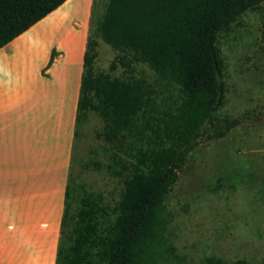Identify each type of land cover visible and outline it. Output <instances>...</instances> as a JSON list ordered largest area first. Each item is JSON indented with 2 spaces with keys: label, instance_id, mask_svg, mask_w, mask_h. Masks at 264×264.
Listing matches in <instances>:
<instances>
[{
  "label": "trees",
  "instance_id": "trees-1",
  "mask_svg": "<svg viewBox=\"0 0 264 264\" xmlns=\"http://www.w3.org/2000/svg\"><path fill=\"white\" fill-rule=\"evenodd\" d=\"M66 1L0 0V49ZM263 2L109 0L88 37L77 123L90 110L104 120V167L123 188L111 204L80 184L70 215L74 187L67 184L56 264H169L175 257L165 199L199 142L223 138L242 122L219 115L226 91L219 37ZM98 37L118 52L110 70L120 64L122 76L95 71ZM138 62L156 72L155 84L137 75ZM206 264L250 263L212 256Z\"/></svg>",
  "mask_w": 264,
  "mask_h": 264
},
{
  "label": "rangeland",
  "instance_id": "rangeland-1",
  "mask_svg": "<svg viewBox=\"0 0 264 264\" xmlns=\"http://www.w3.org/2000/svg\"><path fill=\"white\" fill-rule=\"evenodd\" d=\"M108 2L94 0L90 33L97 32ZM77 4L67 10L63 26L72 25L74 18L84 20L85 1ZM98 41L95 71L122 76L120 64L110 70L118 52L101 37ZM218 44L226 86L219 115L242 122L223 138L200 141L167 195L171 219L166 236L175 249L169 264H206L212 256L224 262L264 263V2L242 14L230 31L220 35ZM136 71L151 83L158 81L146 63L138 62ZM104 126L93 110L77 123L69 170V184L74 187L68 200L70 215L79 208L80 184L88 191L102 192L111 204L120 198L123 183L104 167ZM93 160L100 166L88 165Z\"/></svg>",
  "mask_w": 264,
  "mask_h": 264
},
{
  "label": "crops",
  "instance_id": "crops-1",
  "mask_svg": "<svg viewBox=\"0 0 264 264\" xmlns=\"http://www.w3.org/2000/svg\"><path fill=\"white\" fill-rule=\"evenodd\" d=\"M67 0L0 49V264H56L94 0Z\"/></svg>",
  "mask_w": 264,
  "mask_h": 264
}]
</instances>
